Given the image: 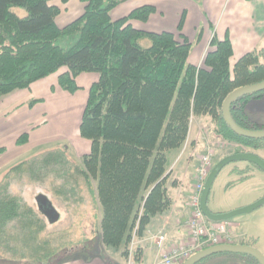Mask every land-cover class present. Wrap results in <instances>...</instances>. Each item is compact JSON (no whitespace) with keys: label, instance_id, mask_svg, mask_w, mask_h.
I'll list each match as a JSON object with an SVG mask.
<instances>
[{"label":"trees","instance_id":"obj_1","mask_svg":"<svg viewBox=\"0 0 264 264\" xmlns=\"http://www.w3.org/2000/svg\"><path fill=\"white\" fill-rule=\"evenodd\" d=\"M83 1L82 13L59 27L55 22L59 8L50 0H0V97L61 67L65 69L58 75V85L69 92L79 88L75 80L79 73L98 74L79 123V134L90 140L79 161L63 149H50L20 160L8 171L25 169L33 180L51 172L66 177L63 185L67 182L72 191L79 178L88 187L95 181L103 245L125 258L132 253L137 261L142 252L137 240L145 236L156 215L171 207L169 187L176 180L170 177L169 154L184 146L192 116L208 115L212 130L236 145L223 155L264 147V138L233 132L221 111L232 89L264 79V58L261 50H249L231 61L229 34L219 38L213 32L201 64L196 65L188 60L192 41L182 32L184 12L176 33L151 31L136 28L131 20L148 19L156 10L153 4H141L113 19L110 11L122 0ZM15 7L25 14L19 15ZM143 38L149 39L148 45L141 43ZM263 94L264 89L232 101L230 113L239 125L263 127L245 112L246 102ZM25 138L23 133L20 141ZM44 223L9 190L8 183L0 185V240L10 241L21 233L30 239L31 228L36 226L39 232ZM33 252L38 264L56 261L42 259L55 253L48 252L43 242Z\"/></svg>","mask_w":264,"mask_h":264},{"label":"crops","instance_id":"obj_2","mask_svg":"<svg viewBox=\"0 0 264 264\" xmlns=\"http://www.w3.org/2000/svg\"><path fill=\"white\" fill-rule=\"evenodd\" d=\"M50 3L60 8L55 22L62 27L82 13L85 2L82 0H66L65 2L50 0ZM145 3L153 4L156 10L146 20H131L133 26L143 30H169L176 33L179 18L184 12L182 32L192 41L188 60L196 65L201 64L213 32L219 38H222L225 32L229 34L233 48L231 61L249 50H261L263 59L264 0H122L111 9L110 15L116 19L127 14L132 8ZM194 40L199 43L197 46H194ZM64 69L65 67H61L31 82L26 88L16 89L0 97V147L4 148L0 152V183L13 164L29 153L49 150L56 140L71 138L75 144V146L71 144L72 147L80 155L89 150L90 140L79 134V123L89 87L97 79L98 74L95 71L79 73L75 78L79 88L74 92H69L62 89L57 81L59 73ZM65 111L70 112L68 118L64 114ZM245 112L251 120L264 127V94L261 97L250 98L245 104ZM57 113L58 116H55ZM192 119H196V127L191 131L190 123L187 140L182 150L180 148V151L179 149L175 151L169 165L170 177L176 180L175 184L169 187L172 198L171 207L156 215L150 221L145 236L137 240L142 246V252L137 261L133 260L135 264H141L143 261L152 264L157 259L158 250L152 235L154 236L159 231L165 233L166 243L183 239L186 236L183 222L190 213L187 202L193 190L198 163L197 157L193 154L195 149L197 150L196 156L201 152L203 134L209 133L207 135L212 138L219 136L216 131L211 130V126L208 127V123H205L210 121L208 115L201 117L194 115ZM23 133L26 134V138L20 141ZM188 147L191 151H188L182 162L178 164V157H181ZM249 150L263 158L264 147ZM12 159L15 163L8 166ZM227 172L228 175L236 176L235 184L252 179H257L259 184L257 188L243 197L232 199L212 211H229L249 204L264 195V187H261L264 182V171L258 166L248 162L234 163ZM245 214L240 219L231 218L229 222L237 242L256 247L262 229L258 227L257 230L255 224L264 228V203ZM251 222H254L253 227H241L242 223L248 225ZM9 246L5 240H0V249H7ZM3 254H0V264L39 263L20 254L18 256ZM109 258L111 260H105L102 254H92L83 248L79 252L70 253L65 258L50 264H126L125 258L120 254L112 253ZM252 260L256 264L254 258ZM244 261V258H239L237 255L228 256L225 252H217L203 258L199 264H243Z\"/></svg>","mask_w":264,"mask_h":264},{"label":"rangeland","instance_id":"obj_3","mask_svg":"<svg viewBox=\"0 0 264 264\" xmlns=\"http://www.w3.org/2000/svg\"><path fill=\"white\" fill-rule=\"evenodd\" d=\"M14 10L19 15L25 14L24 9L20 7H15ZM141 43L143 45H148L149 39L143 38L141 40ZM193 44L194 46H197L199 43H197V41L194 40ZM50 103L52 104V101H50ZM57 107L60 106L57 105ZM64 114L66 118H68L70 112L65 111ZM55 116H58V113ZM196 122H197L196 119L191 120V125H192L191 131H193L194 128L196 127ZM205 123L206 124L208 123L207 124L208 127L211 126V130L213 129L214 124L212 121ZM207 134L209 133H206L203 136ZM208 138L213 140L212 145L214 146L215 149L213 151L212 157L215 160L222 157L223 154L226 153V151L232 150V148L236 146L226 143L225 138L221 136H216L215 138L214 137L213 138L208 137ZM66 140H62V139L56 140V142L53 144V147L49 148V150L63 149L67 153V156L78 162L79 158H77V156L79 157L80 154L76 153V151L72 147V145L75 146L73 140L71 138H67ZM202 149H204V147ZM175 151L176 150L172 151L173 152L172 155L170 152L169 154L170 161L174 157ZM188 151H191L190 147L186 149V152L182 154L181 157L179 156L180 158L178 157L179 159L178 164L182 162L183 158H185V155ZM196 151L197 150L195 149L194 151L195 153L193 154L195 155V157H197ZM34 154L36 153L35 152L29 153L28 155L21 158V160L27 159ZM262 155L264 158V151ZM243 162H248V161L245 160L231 161L225 164L216 174L213 183L211 185L207 200L208 207L211 210L215 209L220 205L222 206L227 204L232 199L235 198L239 199L243 197L245 194L257 188V185L259 184V181L257 179H252L251 181L243 182L241 184L240 183L235 184L234 181L236 176H234L233 174L228 175L227 171L232 164L234 163L240 164ZM13 163H15L14 159H12L8 163V166ZM67 178L68 180L72 179L70 176L69 177L67 176ZM64 179H66V177L60 178L56 174L50 172L46 176H43L41 180L39 179L33 180L29 178L27 171L25 169L21 171L10 170L4 175L0 185L4 183H8L9 190L13 194L21 196L25 201V204L27 206L29 205L34 211H36L38 215L44 220L45 223H44V228L39 232H36L37 230L36 226L34 227V229L31 228V230L34 231L33 234L34 238L31 237L30 239H26L25 235L21 233L20 236L18 237L14 234L15 237H11L10 241L5 240L8 243V246L9 245H14V246H9L7 249L1 248L0 254L4 253L3 255L6 256H18L20 254L35 261L34 259L36 258H33V256H35L34 254L36 253L33 252V247H36L37 243L39 244L42 242L46 246V250L48 252L55 250V253L51 258L48 256H41L45 262L48 260L57 261L59 259L65 258L66 255L70 253H75L76 251L79 252L83 248H85L86 251H89L92 254H102L104 256V259L108 261L111 260L109 256L112 255V253L120 254L119 250H113L102 245L103 243L101 241V236H100L101 207L98 201L96 200V196L93 191L95 181H92V185L88 187L84 179L79 178L78 188L72 191L70 189V186L67 184V182L65 183V185H63ZM261 187H264V182L262 183ZM38 192H43L44 194H46L49 197V199L52 201L54 206L57 208V210L60 212V217L58 220L54 222H49L45 217V215L39 212L35 201V195ZM244 215L246 214L240 213L233 216L232 218L236 220V218L240 219ZM254 222L253 223L251 222L250 224L248 223V225L247 223H242L241 227L242 228H245L246 226L253 227ZM255 226L257 230L258 227L262 229L260 230V236L256 244V248L259 249L264 254V228L261 225L257 226L255 224ZM7 231L12 232L10 229H7ZM223 252L228 254V256L237 255L239 256V258H244L245 261L243 262V264H254L252 260L253 257H251L249 254L231 252V251H223ZM125 262L126 264H135L133 262L132 253H129V256L125 258ZM141 264H148V262L143 261Z\"/></svg>","mask_w":264,"mask_h":264},{"label":"water","instance_id":"obj_4","mask_svg":"<svg viewBox=\"0 0 264 264\" xmlns=\"http://www.w3.org/2000/svg\"><path fill=\"white\" fill-rule=\"evenodd\" d=\"M263 89L264 79L235 87L224 97L221 105L222 117L225 123L229 126V128L236 134L252 138H264V127L258 129L245 128L239 125L233 119L230 113V104L236 97ZM236 160H245L251 162L264 171V159L256 152L251 150L232 152L218 159L208 172L200 194V208L204 215L210 220L219 221L228 219L240 213H247L264 203L263 195L249 204L225 212H214L208 207V195L216 174L225 164ZM35 201L37 204V208L40 210L41 213L45 215L49 222H54L59 219L60 212L57 210V208L54 206V204L46 194H44L43 192H38L35 195ZM222 251L246 253L256 257L260 264H264V254L259 249H257L251 244L241 242H222L206 246L191 254L187 259L182 262V264H195L197 261L201 260L202 258L208 255Z\"/></svg>","mask_w":264,"mask_h":264},{"label":"built area","instance_id":"obj_5","mask_svg":"<svg viewBox=\"0 0 264 264\" xmlns=\"http://www.w3.org/2000/svg\"><path fill=\"white\" fill-rule=\"evenodd\" d=\"M214 146L206 138L204 149L199 155V163L196 168V180L193 191L189 196L190 214L184 220L186 238L167 243L164 233L159 232L154 236L159 257L153 264H181L188 256L196 250L208 244L219 242H231L234 234L227 220L210 222L203 214L199 200L204 180L212 165Z\"/></svg>","mask_w":264,"mask_h":264}]
</instances>
